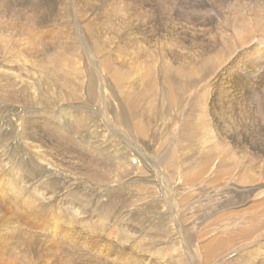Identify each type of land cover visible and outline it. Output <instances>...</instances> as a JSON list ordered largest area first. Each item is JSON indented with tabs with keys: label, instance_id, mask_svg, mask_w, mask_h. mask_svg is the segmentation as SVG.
Listing matches in <instances>:
<instances>
[{
	"label": "rangeland",
	"instance_id": "rangeland-1",
	"mask_svg": "<svg viewBox=\"0 0 264 264\" xmlns=\"http://www.w3.org/2000/svg\"><path fill=\"white\" fill-rule=\"evenodd\" d=\"M263 4L0 0V264H264Z\"/></svg>",
	"mask_w": 264,
	"mask_h": 264
},
{
	"label": "bare ground",
	"instance_id": "bare-ground-1",
	"mask_svg": "<svg viewBox=\"0 0 264 264\" xmlns=\"http://www.w3.org/2000/svg\"><path fill=\"white\" fill-rule=\"evenodd\" d=\"M224 5V4H223ZM259 9V8H258ZM258 9L256 10V12H255V16L256 17H258V18H260V22L258 23V25H259V30L261 31V32H263L264 33V4H263V9H262V14H260V12L258 11ZM255 11V10H254ZM238 15V14H237ZM236 15V16H237ZM240 15V14H239ZM241 16V15H240ZM237 21V20H236ZM242 22V21H241ZM246 24V23H245ZM200 30V29H199ZM144 31H145V29H144ZM209 31V30H208ZM201 32V31H200ZM206 33V32H205ZM242 33V32H241ZM245 34V33H244ZM249 34V33H248ZM182 35V34H181ZM180 35V36H181ZM167 36V35H166ZM186 36V35H185ZM184 36V37H185ZM189 37H190V35H189ZM210 37V36H209ZM181 38V37H180ZM213 42V41H212ZM168 43H169V41H168ZM173 43V42H172ZM183 43V42H182ZM180 44V43H179ZM210 44V43H209ZM217 45V44H216ZM176 46V45H175ZM182 46V45H181ZM220 46V45H219ZM169 47V46H168ZM185 50V49H184ZM1 57V56H0ZM4 59V58H3ZM7 61H9V62H13V63H15V64H17V65H19L18 67H19V69H21V73H24V74H27V75H25V76H21V75H19V74H17V73H15V74H11L10 72H9V68L11 67V66H7L5 69H6V71H4V70H0V81H4V80H6V88L7 89H10L11 90V87L13 86V85H17V84H19V86H23L22 87V89H21V92L22 93H31L30 95H33L34 94V91L33 90H35V94L33 95V96H31L30 97V99L32 98V97H35L36 98V100L33 102V103H35L36 104V107H29L28 108V111H29V114L30 115H32L31 116V118L33 117V118H35V116H36V114H35V109H39V108H43V109H45L46 108V110H47V107H48V105L50 104V102H51V100H52V97H50L51 99H47V98H45V97H48L49 96V94L51 93V91H48L47 89L49 88V87H52V84H51V82L50 81H48L47 80V78L46 77H43L42 75H44L43 73L41 74V72H42V70L40 71V69L38 70V69H35V67H33V66H23V63L21 62V64H18V62L17 61H15V59H11V60H6V65H7ZM28 61V60H27ZM29 61H31V60H29ZM25 62H26V60H25ZM51 62V61H50ZM55 62V61H54ZM0 67H2L3 68V61L0 59ZM20 63V62H19ZM30 63V62H29ZM34 63V62H33ZM10 64V63H9ZM8 64V65H9ZM32 65V64H31ZM39 65V64H38ZM37 66V65H36ZM40 66V65H39ZM39 66H37V67H39ZM32 67L39 73V75H38V78H33L34 77V73H35V71H34V73L32 72ZM18 69V70H19ZM202 70V69H201ZM107 72V71H106ZM203 73V72H202ZM46 74V73H45ZM204 74V73H203ZM190 76V75H189ZM53 78V77H52ZM120 77H118V79H119ZM185 78V77H184ZM40 79H42V80H40ZM190 79V78H189ZM120 80V79H119ZM119 80H118V82H119ZM121 81V80H120ZM123 81V80H122ZM41 82H42V85L43 86H39L40 84H41ZM123 83V82H122ZM182 83V82H181ZM36 86H39L38 88L36 87ZM36 87V88H35ZM19 89V88H18ZM18 89H16L17 91H18ZM53 88H50V90H52ZM15 90V91H16ZM143 90V89H142ZM6 92H8L7 90H5ZM20 91V90H19ZM49 93V94H47V92ZM225 92V91H224ZM53 94H55L54 92H52V95ZM92 94V93H91ZM240 94V93H239ZM8 95H9V93H8ZM153 96V95H152ZM57 97V96H56ZM95 98H96V96H94ZM151 97V96H150ZM236 97V96H235ZM264 97V96H263ZM237 98H239V97H237ZM233 99V98H232ZM243 99V98H242ZM56 100V99H55ZM241 100V99H240ZM54 102V101H53ZM55 103V102H54ZM45 107V108H44ZM94 107V106H93ZM223 107V106H222ZM57 108V107H56ZM54 109V108H53ZM57 110V109H56ZM137 110V109H136ZM221 110V109H220ZM41 112V111H40ZM56 112V111H55ZM246 112H248V111H246ZM46 113V112H45ZM236 113H237V111H236ZM242 113V112H241ZM250 113V112H249ZM61 114V113H60ZM66 114H68V113H66ZM221 114V113H220ZM248 114V113H247ZM246 114V115H247ZM249 115V114H248ZM43 116V115H42ZM58 116V115H57ZM43 118V117H41L40 115L39 116H37V119L38 118ZM54 117H55V114H54ZM59 117V116H58ZM225 117V116H224ZM63 119V118H62ZM65 119V118H64ZM227 119V118H226ZM239 119V118H238ZM251 119V118H250ZM33 120V119H32ZM71 121V120H70ZM252 121V120H251ZM74 122V121H73ZM238 122V121H237ZM264 123V122H263ZM43 125V124H42ZM50 125V124H49ZM76 125V124H75ZM264 127V126H263ZM45 128V127H44ZM43 128V129H44ZM54 129V128H53ZM264 129V128H263ZM257 131V130H256ZM193 132V131H192ZM56 133H57V131H56ZM102 134H97V135H95V136H91V134L90 133H88L89 134V137H90V139H91V141L89 142V144H81L82 146H83V148L85 149H87V150H90V151H104V150H107L106 148H111V147H113L112 145H111V143H110V138H106V135H107V132L105 131V130H103L102 132H101ZM58 134V133H57ZM146 134V133H145ZM204 134V133H203ZM221 134V133H220ZM36 135L37 134H35V133H28L27 135H26V137L27 138H35L36 137ZM63 135V134H62ZM143 135V134H142ZM192 135V134H191ZM86 136H88V135H86ZM199 136V135H198ZM62 137V136H61ZM74 137V136H73ZM67 142V141H66ZM90 145H91V148H89L90 147ZM31 148L32 149H36V150H38V149H40L38 146H36V145H34V144H31ZM85 149V150H86ZM14 151V150H13ZM67 152H65V154H66ZM138 154V153H137ZM45 156V155H44ZM90 156H92V158H97V157H100L101 156V153H97V154H93V153H91L90 154ZM97 156V157H96ZM176 156V155H175ZM46 157V156H45ZM122 158H124V155H123V157ZM122 158H121V160H122ZM142 159V158H141ZM140 159V160H141ZM170 159H172V158H170ZM45 160L47 161V162H49V159H47V158H45ZM120 160V161H121ZM126 160H128V159H126ZM135 161V164L137 163V159H134ZM166 161V160H165ZM173 161V160H172ZM123 162V161H122ZM121 162V163H122ZM132 159H130V161H129V165L127 164V166L129 167V168H131L132 167ZM167 162H168V160H167ZM169 163V162H168ZM22 164V163H21ZM105 164V163H104ZM173 164V163H172ZM179 164V163H178ZM148 165V164H147ZM148 167V166H147ZM173 167V166H172ZM126 169V168H125ZM128 170V169H127ZM126 171V170H125ZM128 172V171H127ZM157 173V172H156ZM160 173V172H159ZM165 173V172H164ZM203 173V172H202ZM42 174V172L41 173H38V175L36 176L37 178L40 176ZM56 177H57V175H56ZM252 177V176H251ZM51 178V177H50ZM196 178V177H195ZM30 180V179H29ZM1 181H3L2 179L0 180V182ZM5 182V181H4ZM159 182V184H160V180L158 181ZM66 183V182H65ZM131 183H133V182H131ZM150 183V182H149ZM49 186H50V189H56V188H58V186H57V184L58 183H56L53 179H51L50 181H49ZM191 184V183H190ZM123 186V185H122ZM59 189V188H58ZM115 190V189H114ZM130 194V193H129ZM75 194H73L72 196H74ZM59 196H60V193H59ZM119 197V196H118ZM156 197H158V196H156ZM160 198V197H159ZM63 201V200H62ZM103 202V201H102ZM107 202V201H106ZM109 202V201H108ZM119 202V201H118ZM63 204V203H62ZM67 205V204H66ZM95 205V204H94ZM69 206V205H68ZM101 206V205H100ZM102 206H103V204H102ZM43 207V206H42ZM41 207V208H42ZM97 207V206H96ZM201 207V206H200ZM204 207V206H203ZM66 208H67V206H66ZM102 208V207H101ZM104 208V207H103ZM44 209V208H43ZM150 209V208H149ZM151 210V209H150ZM181 210V209H180ZM145 211H146V209H145ZM208 211V210H207ZM173 212H174V210H173ZM172 212V213H173ZM146 213V212H145ZM183 213V212H182ZM56 215H58V214H56ZM145 215V214H144ZM148 215V214H147ZM176 215H178V214H176ZM201 215H202V213H201ZM213 215V214H212ZM135 216V215H134ZM239 216V215H238ZM26 217V216H25ZM94 217V216H93ZM101 217V216H100ZM135 217H137V216H135ZM171 217H173V216H171ZM200 217V216H199ZM38 218H40L39 216H38ZM93 219V218H92ZM174 219V218H173ZM172 219V220H173ZM200 219V218H199ZM202 219V218H201ZM97 220V219H96ZM99 220V219H98ZM57 221V220H56ZM137 221H138V219H137ZM32 222V221H31ZM44 222V221H43ZM208 223H209V221H208ZM6 224L7 225H12L13 224V222H9L8 220H7V222H6ZM40 224V223H39ZM54 224V223H53ZM52 224V225H53ZM3 225H5V223L3 224ZM6 225V226H7ZM45 225V224H44ZM51 225V226H52ZM2 226V225H1ZM48 227V226H47ZM45 229H46V227H45ZM48 229V228H47ZM11 232V231H10ZM54 233V235L56 236L57 235V233L56 232H53ZM50 239V238H49ZM54 241V240H53ZM53 241H51V239H50V248L49 249H47V248H42V250L45 252V251H49L48 253H54V250L53 249H55L56 250V252H58V250H57V247L55 246L56 244H57V239H55V241L53 242ZM213 241V240H212ZM110 243V242H109ZM60 246V245H59ZM211 247V246H210ZM261 248V247H260ZM263 249V248H262ZM133 250V249H132ZM156 250V249H155ZM264 250V249H263ZM254 251V250H253ZM47 253V254H48ZM157 253H158V251H157ZM160 253V252H159ZM253 254V253H252ZM143 255V254H142ZM158 256V255H157ZM127 257V256H126ZM164 257V256H163ZM57 258V257H56ZM132 258H134V257H132ZM161 258V257H160ZM160 258H158V259H160ZM163 259V258H162ZM169 260V259H168ZM167 260V261H168ZM137 261H138V259H137ZM146 261H149L148 260V258L146 259ZM150 261H153V260H150ZM159 261V260H158ZM241 261V260H240ZM264 261V260H263ZM127 262V261H126ZM135 262H136V258H135ZM139 262H140V260H139ZM145 262V261H144ZM155 262V261H154ZM153 262V263H154ZM142 263V262H141ZM147 263V262H146ZM149 263V262H148ZM137 264V263H136ZM150 264V263H149Z\"/></svg>",
	"mask_w": 264,
	"mask_h": 264
}]
</instances>
